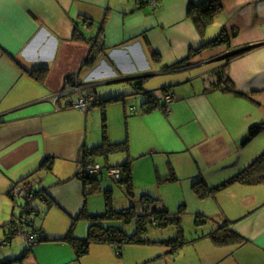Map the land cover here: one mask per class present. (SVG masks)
Listing matches in <instances>:
<instances>
[{"label":"crops","instance_id":"0c3cea01","mask_svg":"<svg viewBox=\"0 0 264 264\" xmlns=\"http://www.w3.org/2000/svg\"><path fill=\"white\" fill-rule=\"evenodd\" d=\"M148 1L152 5L140 7L137 0H0V264H183L187 257L197 264H264V184H230L198 199L195 216L207 223L173 254L163 241H152L166 248L157 254L148 252L153 244L128 245L120 257L111 245L93 243L76 258L64 241L69 234L87 237L86 215H99L90 213L89 197L111 193L103 189V182L111 181L100 179L97 190L86 195L77 177L83 153L103 144V133L101 140L89 136L92 109L99 105L86 113L76 110L72 105L80 95H93L99 104L118 97L106 105L102 125L108 118H124L128 133L111 138L106 132L108 143H126L127 152L116 154L133 159L167 160L172 170L165 180L178 181L180 164L192 186L201 181L212 189L264 153V0H218L222 10L203 34L187 12L190 4L208 0ZM215 24L217 35L224 30L229 35V47L203 50L175 67L217 37L206 35ZM225 65L241 96L213 89L215 73ZM75 77L84 85L80 94L69 89ZM253 127L259 132L246 141ZM100 159L102 167L112 166L109 157L97 163ZM22 181L48 195L47 202L34 201L33 216L40 220L32 227L45 240L30 249L21 238L4 243L18 207L9 192ZM162 210L169 212L164 205ZM80 217L88 229L76 233L72 222ZM224 223L242 244L219 246L210 240L208 235Z\"/></svg>","mask_w":264,"mask_h":264},{"label":"trees","instance_id":"16d2710c","mask_svg":"<svg viewBox=\"0 0 264 264\" xmlns=\"http://www.w3.org/2000/svg\"><path fill=\"white\" fill-rule=\"evenodd\" d=\"M138 2V0H137ZM144 4L141 3V7ZM222 8L218 0H208L201 5H194L190 4L187 16L191 19L192 23L196 26L200 34H203L205 29L209 26V24L212 22V20L221 12ZM230 37L227 34V32L221 31L217 37L209 42L203 43V45L197 50L193 51L189 57H187L186 60H184L181 63H178L175 65L181 66L190 58H193L195 55L199 54L201 51L209 49V48H216L221 46H228L230 43ZM239 55L233 56V57H227L226 63H229L233 58L237 57ZM227 65V64H226ZM226 65L223 68H220L216 71L215 75L217 76L218 82L213 86L214 90H219L221 92H229L233 93L235 95L241 96L240 93H238L236 90H234V87L232 85V81L228 78L226 75ZM137 90H141L142 83L141 81H137L136 85ZM151 97V96H150ZM118 101L117 98H111L104 100L102 102H99L94 105H99L102 108V115H104V109L107 104H110L112 102ZM147 112L150 110V108L146 109ZM103 128V144L99 147L93 148L91 150H86L83 153V159L82 160H92L94 162H97L98 158H104L108 159V157L112 154H116L119 152H127V146L126 143H120V144H110L107 141L106 138V127L105 125H102ZM259 132V128L253 127L249 130V135L246 139L248 141L250 138H253L257 133ZM245 141V142H246ZM48 167V166H47ZM104 168H119L121 173V178L119 181L114 182L117 184L121 189L125 191V194L127 197H134V191H133V181H132V170L129 162L124 163L120 166H110L106 164ZM47 169H50L48 167ZM81 169V167H80ZM77 177L82 181L85 194L90 195L95 190H97L95 184L100 183V178H91V177H80V170L77 174ZM168 180L173 181L174 178L171 177ZM26 181H22L20 183H17L13 186V188L10 190L9 195L11 198H13V190L18 186H23ZM243 184V185H256V184H264V153L259 156L250 166H248L245 170L240 172L235 177L229 179L225 183L209 189L207 188L203 182L196 181L193 186V192L196 195V197L200 200H203L205 198H208L212 196L214 193L224 189L230 184ZM86 185L92 186L91 188L87 189ZM108 191L105 192V200H106V211L103 214L99 215H86V218L89 222V229L88 234L85 239H74L69 234L64 241L70 243L73 248L75 249V255L76 258H81L84 255H86L89 251V247L93 243H105L112 246V248L118 252L117 256L120 257L122 255V249L125 246L128 245H148V244H156L155 242H152L149 239H146L142 237L146 231L147 227L149 225H152L156 228H163L167 226H174L177 229V236H175L173 239H168L166 241H163V246L169 247L170 254H173L183 246L187 244V240L183 236V231L181 229V219L178 216V213L176 215H171L169 212L157 208V200L153 199L151 196L143 195L140 198V204H142L144 211L138 216L134 215L133 211L124 210L122 214L115 212V210L112 209V206L110 204V198L108 196ZM32 197V205H34V201L36 199H40L41 201L47 202L48 201V195L46 194V191L44 189H34L31 193ZM23 204V203H22ZM149 209V210H146ZM21 209H23L21 205ZM133 210V209H131ZM36 214L35 207H33L32 214L29 216L32 217ZM16 218V217H14ZM122 221L124 224H133L134 230L131 235L126 233L124 231V227H117V226H111V222H120ZM207 223V218L196 215L195 216V224L196 226H202ZM33 222L29 220L28 226L31 227V232L34 234H38L40 236V241H44L45 238L41 231L34 230L32 227ZM12 225V222L8 225V237L7 240L4 241L5 244H8L10 240L13 238L10 235V227ZM108 225V226H107ZM38 231V232H37ZM208 237L215 245H227V244H242L243 241L237 237L230 229H229V223H224L222 226H219L216 230L211 232ZM28 247V246H27ZM30 249V247H28ZM27 248V249H28ZM21 260V256L18 258ZM8 263V262H7ZM6 262H2L1 264H7Z\"/></svg>","mask_w":264,"mask_h":264},{"label":"rangeland","instance_id":"374dc122","mask_svg":"<svg viewBox=\"0 0 264 264\" xmlns=\"http://www.w3.org/2000/svg\"><path fill=\"white\" fill-rule=\"evenodd\" d=\"M212 27L206 33L208 38H214L218 34L217 32L219 30L218 29L219 26L215 24V26ZM210 31L212 32V35ZM136 106L137 108H139V112H140V102H138ZM92 113H93L92 114L93 117L90 118V123H89V131H90L89 136L91 138L96 136L97 139L101 140L103 133L102 108H100V106H96L95 108L92 109ZM134 114L137 115L136 107ZM129 120L130 119H128L127 121ZM106 125H107L106 126L107 135L108 133L112 134L111 138H116L117 136H126V134L128 133V124L124 118H122V120H119L115 117L111 119L108 118V124ZM137 128H139V126H137ZM111 140H115L116 142L119 139H111ZM174 157L175 156H172V158H170L171 161H174L175 159ZM126 159H129L133 170L132 178H133V189H134L135 197L133 198L127 197L125 191L121 189V187H119L114 182H110L108 184L102 181L104 185L103 189H105V186L106 188L109 187V189H111V193L109 194L110 196L109 202L112 206V209L120 214H122L123 210L126 209L130 211H134L137 215L143 213L144 208L139 201L140 198L143 196L142 192L145 191L148 194H151L153 198L158 199L159 203H157V208L162 209V206L164 205L168 209L171 215H176L178 213L177 217L181 219L180 223L184 238L190 240L196 237L197 235H199L201 230L198 229V227L195 224V214L197 212V209L201 205L200 204L201 202H199L198 198L191 190L192 182L190 179L184 177L187 174V172L181 171L182 169L181 165L180 164L176 165L178 173L175 174L177 176L178 181L173 182V181L165 180L166 177L168 178L170 176L172 170V168L168 167L167 165L168 161L167 160L164 161L162 157H158L157 155L155 156L149 155L141 159L138 158L133 159L132 156L129 155L128 157L125 153L112 154L109 156L108 162L112 166H117L118 164L124 163ZM86 161L87 160L85 161L81 160L80 167L82 163ZM158 161L162 162L163 164L157 165ZM98 162L101 166H103L104 164L103 159H100ZM51 178L48 179L49 182L52 181ZM35 180L39 181V178L36 177ZM41 185L42 186L44 185L43 181ZM55 192L56 194L59 195L63 194V192H59V190H55ZM12 199L13 201L17 200L16 202H18L17 215H16L18 216L20 214V208L23 203V200L20 197H14ZM105 205H106V200L105 198H103V193H95L91 195L88 199V206H90V210H91L90 213L103 214L106 211ZM146 210L149 209L146 208ZM37 219L40 220L39 216L38 217L32 216L30 217L29 220L35 221ZM72 223L73 224L71 228L76 233H79L81 231L84 232L86 229H88V224L84 217H80L78 220ZM110 224L111 226L125 227V232L128 233L129 235H131L134 230L133 227L134 223L130 225V224H124L122 221H120V222H111ZM84 234H86V232ZM175 236H177V229L174 226L170 225L163 228H156L152 225H149L147 227L146 233L142 237L149 239L151 241L162 242L168 239H173ZM20 238L22 243L23 241L22 237H15L13 241H17V239L20 240ZM147 247H149L148 249H150L148 250L150 254H157L159 249H166V248H162L160 244H153ZM176 258L177 256L175 255L174 259ZM185 260L186 261H182L183 264H197L195 262V259L192 260L191 257H187Z\"/></svg>","mask_w":264,"mask_h":264},{"label":"built area","instance_id":"2783aa9c","mask_svg":"<svg viewBox=\"0 0 264 264\" xmlns=\"http://www.w3.org/2000/svg\"><path fill=\"white\" fill-rule=\"evenodd\" d=\"M140 1V0H138ZM152 5V4H151ZM75 84L70 89V92H75L80 94L84 85L78 78H74ZM61 94H57L56 97H60ZM172 97L170 95H165V101H171ZM96 103V99L93 95L82 96L80 95L77 100L73 103V108L76 110L86 113L90 110L92 106ZM81 177H91V178H100L107 179L111 182H117L121 178V173L119 168H104L99 163L92 160H87L83 162L80 169ZM14 197H24L26 201H32L31 194L26 185L18 186L13 190ZM29 209V208H28ZM29 216L25 213L21 218L14 219L10 227L11 237H22L26 241L28 247L33 246L37 241L40 240V236L34 234L28 229ZM118 254V252H116Z\"/></svg>","mask_w":264,"mask_h":264},{"label":"water","instance_id":"95a60500","mask_svg":"<svg viewBox=\"0 0 264 264\" xmlns=\"http://www.w3.org/2000/svg\"><path fill=\"white\" fill-rule=\"evenodd\" d=\"M138 2L140 3L139 5H141V3H143V4H151V3H149L148 0H147L148 3L147 2L145 3L144 0H140ZM246 50H248V49H246ZM24 185L28 186V190H29L30 194L35 189L32 184H28V183L25 182ZM20 198L23 200V204H22L23 209L20 208V214L16 218H21L22 215L25 213V211H26V214L28 216H30L32 214V210H33V207H34V205H32L33 202L32 201H26L24 197H20ZM7 237H8V235H7ZM7 237L5 238V240H7Z\"/></svg>","mask_w":264,"mask_h":264},{"label":"bare ground","instance_id":"6f19581e","mask_svg":"<svg viewBox=\"0 0 264 264\" xmlns=\"http://www.w3.org/2000/svg\"><path fill=\"white\" fill-rule=\"evenodd\" d=\"M14 219H18V218H13V220H14ZM30 228H31V227L28 226L29 231H30ZM30 232H31V231H30ZM115 252H116V251H115Z\"/></svg>","mask_w":264,"mask_h":264}]
</instances>
